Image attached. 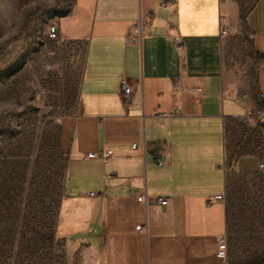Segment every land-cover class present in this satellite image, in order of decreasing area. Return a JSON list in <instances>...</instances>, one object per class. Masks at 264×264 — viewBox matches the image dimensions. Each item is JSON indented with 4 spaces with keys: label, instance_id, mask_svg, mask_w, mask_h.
<instances>
[{
    "label": "crops",
    "instance_id": "obj_1",
    "mask_svg": "<svg viewBox=\"0 0 264 264\" xmlns=\"http://www.w3.org/2000/svg\"><path fill=\"white\" fill-rule=\"evenodd\" d=\"M55 25L54 57L80 74L76 112L60 123L75 264H224L229 171L264 161V0H76ZM245 47L260 60L254 80Z\"/></svg>",
    "mask_w": 264,
    "mask_h": 264
},
{
    "label": "rangeland",
    "instance_id": "obj_2",
    "mask_svg": "<svg viewBox=\"0 0 264 264\" xmlns=\"http://www.w3.org/2000/svg\"><path fill=\"white\" fill-rule=\"evenodd\" d=\"M76 0H0V264H75L62 231L67 155L80 74L55 58L49 28ZM242 56L254 80L260 63ZM229 171L227 264H264V171Z\"/></svg>",
    "mask_w": 264,
    "mask_h": 264
},
{
    "label": "built area",
    "instance_id": "obj_3",
    "mask_svg": "<svg viewBox=\"0 0 264 264\" xmlns=\"http://www.w3.org/2000/svg\"><path fill=\"white\" fill-rule=\"evenodd\" d=\"M164 4H168L169 0H163ZM238 31H241V27L237 28ZM222 34H226V30H222ZM49 38L51 40H57L59 38V30H58V26L57 25H52L49 28ZM142 36V25L140 22H137L129 31L128 36L126 37L125 41L128 44H135L138 43L139 39ZM179 51V55L182 59L185 58V49L183 48V46H179L178 48ZM121 91L124 97V102L126 105H129L131 103L132 97H133V89H132V85L127 81V80H122L121 82ZM166 114H162L159 115V117H166ZM137 146L134 145L133 148L135 149ZM256 150L258 152H262L264 150V135L262 136L260 142L257 144L256 146ZM167 156V154H166ZM89 158H103V159H108L110 158V152H101V153H89L88 154ZM168 160V158L166 159ZM164 161H161L160 163H163ZM260 171H264V161H260L259 162V166H258ZM90 196H97L96 193H90ZM224 197L221 196H217L215 198L216 201H223ZM144 200V196H140L138 198L139 202H142ZM162 205H167L168 204V200L167 199H162L159 202ZM137 231H142L141 230V226H138L136 228ZM228 249H229V244H228V236L224 235L221 236L218 240V251H217V256L218 258H220L224 264H227V258H228Z\"/></svg>",
    "mask_w": 264,
    "mask_h": 264
}]
</instances>
